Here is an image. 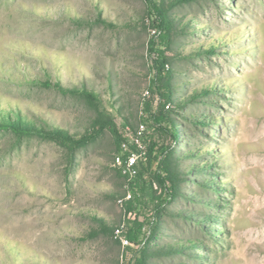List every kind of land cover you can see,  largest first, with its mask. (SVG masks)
I'll return each instance as SVG.
<instances>
[{
  "label": "rangeland",
  "instance_id": "rangeland-1",
  "mask_svg": "<svg viewBox=\"0 0 264 264\" xmlns=\"http://www.w3.org/2000/svg\"><path fill=\"white\" fill-rule=\"evenodd\" d=\"M122 253L264 264V0H0V264Z\"/></svg>",
  "mask_w": 264,
  "mask_h": 264
},
{
  "label": "built area",
  "instance_id": "built-area-1",
  "mask_svg": "<svg viewBox=\"0 0 264 264\" xmlns=\"http://www.w3.org/2000/svg\"><path fill=\"white\" fill-rule=\"evenodd\" d=\"M152 34H155V30H152ZM145 91L144 94H147ZM170 105V104H169ZM146 126L141 123L138 125L135 132L132 134L130 140L133 148L130 149L129 143L126 141L121 142L119 151L113 157V165L122 173L129 177H134L137 172V165L145 152L142 149L141 140L145 133ZM132 199V194L127 192L123 197L118 199V203L122 206L126 201ZM112 237L119 242L122 252L123 250L131 245V242L125 234V224L121 222L117 224L112 230ZM120 264H123V253L120 256Z\"/></svg>",
  "mask_w": 264,
  "mask_h": 264
},
{
  "label": "trees",
  "instance_id": "trees-1",
  "mask_svg": "<svg viewBox=\"0 0 264 264\" xmlns=\"http://www.w3.org/2000/svg\"><path fill=\"white\" fill-rule=\"evenodd\" d=\"M82 94L88 99V100H90V99H95L94 97H93V95H91L90 93H87V92H82ZM29 123V124H28ZM9 124H10V127L11 128H13V129H15V130H18V131H30V132H32V133H37V134H39V135H41L43 132H44V130L45 129H43L41 126H36L35 124H33V122H26V121H22L20 118L19 119H17V120H15V121H10L9 122ZM59 129V128H58ZM57 129V130H58ZM200 150L199 149H196V150H192L191 152H189V154L191 155V154H196V153H198ZM191 168H196V166L194 165V166H191L190 168H188V169H190L191 170ZM165 171L168 173V174H171V172L169 171V169L168 168H166L165 169ZM208 182H212V181H208ZM171 185H174V182H171ZM106 229V230H109L110 228L109 227H105L104 225H103V223H101V229ZM187 242H178V243H176V244H173V245H171L170 247H169V249L171 248V249H173V251H175V252H177L178 250H181L184 246H185V244H186ZM188 243H190V242H188ZM160 251V250H159Z\"/></svg>",
  "mask_w": 264,
  "mask_h": 264
}]
</instances>
